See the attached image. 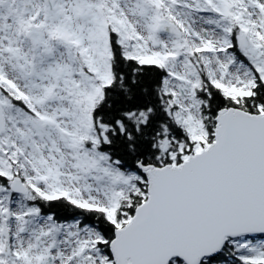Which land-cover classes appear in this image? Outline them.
<instances>
[{
  "label": "snow or ice",
  "instance_id": "obj_1",
  "mask_svg": "<svg viewBox=\"0 0 264 264\" xmlns=\"http://www.w3.org/2000/svg\"><path fill=\"white\" fill-rule=\"evenodd\" d=\"M0 264H264V0H0Z\"/></svg>",
  "mask_w": 264,
  "mask_h": 264
}]
</instances>
